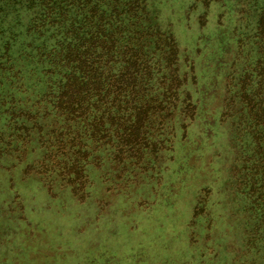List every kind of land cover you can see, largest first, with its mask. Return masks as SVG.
<instances>
[{
    "label": "rangeland",
    "instance_id": "1",
    "mask_svg": "<svg viewBox=\"0 0 264 264\" xmlns=\"http://www.w3.org/2000/svg\"><path fill=\"white\" fill-rule=\"evenodd\" d=\"M1 1L9 14L7 30L21 43L30 12L22 13L13 0ZM147 1L175 39L182 72L192 74L185 92L199 113L186 130L179 129L178 117L168 130L175 136L158 153L159 179L146 180L134 172L127 183L121 184V178L105 184L104 170L112 167L107 165L90 170L95 183L84 201L73 196L69 186L49 184L38 175L41 152L32 144H24L22 158L5 147L3 138L10 125L5 110L13 102L20 105L29 97L35 99L42 84L36 82L39 70L26 67L27 60L20 59V73L3 68L4 62L13 64L15 58H1L8 48H2L0 35V64L4 65L0 66V264H241L253 260L245 251L247 240L253 229L264 230V224L249 220L259 216L250 186L258 182L254 196L263 201L264 176L255 168L239 171L242 150L235 140L239 137L243 142L247 133L250 150L258 157L264 151L263 128L249 130L248 123L237 121L247 102L252 109L248 116L264 117V83L258 77L240 84L243 72H252L251 68L264 80V36L256 34L264 0ZM11 46L12 54L20 53L15 43ZM15 82L22 87L14 94ZM240 87L247 89L250 99L239 100ZM247 173L255 175L245 181ZM204 193L207 217L193 230L194 206ZM259 244L258 258L264 252V242Z\"/></svg>",
    "mask_w": 264,
    "mask_h": 264
},
{
    "label": "trees",
    "instance_id": "2",
    "mask_svg": "<svg viewBox=\"0 0 264 264\" xmlns=\"http://www.w3.org/2000/svg\"><path fill=\"white\" fill-rule=\"evenodd\" d=\"M13 1L22 13L30 12V18L23 23L22 42L13 40L16 34L7 30L9 14L0 0L2 48H8L1 58L7 55L15 58L13 64L7 60L5 66L2 63L0 66L8 70L13 67L20 73V59L27 60L26 67L33 65L32 70H39L36 82L42 84V92L35 99L29 97L26 104L13 102L5 110L10 123L9 133L3 138L5 147H11L22 158L26 153L24 144H32L41 152L38 175L49 184L59 182L69 186L73 196L81 201L89 198L95 183L90 170H102L107 165L112 167L104 170L105 184L118 183L121 178V184L127 183L128 175L134 172L146 180L156 181L154 176L159 179L158 153L175 136L168 130L177 117L179 129L186 130L199 112L196 102L185 92L192 74L191 79L187 70L182 72L175 39L158 22L151 3ZM261 8L256 34L264 36V8ZM10 42L15 43L20 53L12 54ZM253 65L258 67L259 62ZM251 69L252 72H243L240 84L258 77L264 83L263 74ZM21 87L15 82L14 94ZM239 93L243 102L245 96L251 97L246 88L240 87ZM251 111L248 102L246 109L241 106L239 124L248 123L249 130L259 126L264 130V117H250ZM235 141L242 150L239 171L255 168L264 176V151L258 157L250 150L247 133L243 142L239 137ZM254 175L245 174V181ZM257 183L252 181L250 187L259 216L249 220L264 224V200L258 202L254 196ZM240 187L246 190L247 186L240 182ZM205 196L206 193L201 195L194 206L190 222L193 230L207 217ZM251 233L245 251L253 260H243L241 264H264V252L258 258L259 251L255 250L259 242H264V230L253 229Z\"/></svg>",
    "mask_w": 264,
    "mask_h": 264
}]
</instances>
